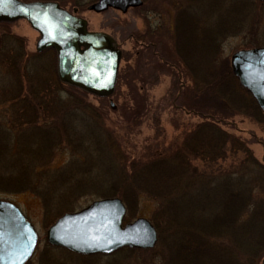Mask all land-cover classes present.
Masks as SVG:
<instances>
[{
    "label": "trees",
    "instance_id": "obj_1",
    "mask_svg": "<svg viewBox=\"0 0 264 264\" xmlns=\"http://www.w3.org/2000/svg\"><path fill=\"white\" fill-rule=\"evenodd\" d=\"M173 1L179 20L189 17L192 21L194 13L200 21L212 4L218 21L212 27L210 23H175V28L168 29V38L173 37L170 52L174 57L170 60L175 62L163 58V50L158 54L160 41L154 33L145 35L144 48L149 52L145 59L154 68L161 66L155 64L159 58L163 65L169 62L178 70L180 87L172 99L177 104L183 97L180 106L202 120L185 131L178 142L163 147L157 143L149 154L129 155L105 125L102 107H93L85 100L86 93L72 86L60 90L65 96L61 95L56 89L61 82L54 78L47 83L37 69L33 78L23 75L25 90L17 92L15 85L0 102L7 104L5 111L9 113L6 120H0V191H28L47 208L49 200L58 195V188L74 184L72 196L67 189L61 191L67 196L61 205L64 211L71 210V197L92 193H97V198L116 196L130 205L139 199L148 200L154 204L149 219L158 233L153 251L162 259L166 256L170 264H256L264 254V189L255 184L264 181V164L251 157L246 144L221 124L243 115L264 125V112L240 85L229 63H220L217 53L227 34L251 35L255 25L246 22L261 3L227 0L230 7L224 10L218 6L219 0ZM177 36L184 43L180 44ZM193 50L198 57L195 65ZM146 52H139V57L140 53L147 56ZM11 54L3 58L14 79L6 75V80L9 84L16 80L17 84L21 60L17 50ZM137 78L146 84L140 74ZM139 94L134 100L141 97ZM78 121L92 123L96 129L82 136L74 128ZM32 148H36L33 156L37 162L29 168L25 160ZM64 149L70 159L61 166L54 164L55 153ZM237 153L244 156L238 160V167L225 165ZM19 159L22 164L17 165ZM250 167L259 175H250ZM245 248L253 254L244 255Z\"/></svg>",
    "mask_w": 264,
    "mask_h": 264
},
{
    "label": "rangeland",
    "instance_id": "obj_2",
    "mask_svg": "<svg viewBox=\"0 0 264 264\" xmlns=\"http://www.w3.org/2000/svg\"><path fill=\"white\" fill-rule=\"evenodd\" d=\"M21 1H56L61 7L68 9L75 16L84 18L87 21V28L89 31L106 32L115 39L117 47L121 50V57L118 68V79L114 92L110 97L103 98L86 93L85 100L95 108L102 107V110L105 112V125L109 128L110 132L119 139L127 154L141 156L152 152V150H154L153 147L157 143L160 147H163V145H167L171 141L178 142L185 131L202 120L199 116L193 114L194 112H189L180 106L181 102L184 100L183 97L179 98L177 104H175L176 101L172 99L177 86L180 87L181 80L178 82L176 78L178 70L168 65L170 64L169 62L175 61L170 60L174 57L170 52V48H172L173 44V37L171 36V38H168L167 34L169 31L167 30L173 27L175 28V23H199L202 26L210 23L212 27L215 21H218L212 14V4L211 6L208 5L207 9L204 10L203 17L200 21L197 20V15L194 13L192 14L193 20L190 21L188 20L189 17L187 20L183 18L181 20L177 19L178 13H176L175 1L173 0H141V5L129 7L125 12L111 7L101 12L88 9L89 5L97 0ZM211 1L212 0H210V2ZM222 1L223 4H220ZM254 1L260 2L258 0ZM210 2L208 1V4H210ZM226 2L227 0H219L218 6H222L224 10H228L230 4H226ZM260 3L261 6L259 5L255 8L256 10L251 13L250 18L246 22L247 24L252 23L255 25V27H253L254 30L249 31L251 35L247 34L246 37L242 35L227 37V34L225 36V39L221 42L219 54L217 53V58L220 63L224 60L227 64L229 63L228 65L230 66V57L237 50L264 45V1ZM73 9H76V11L73 12ZM213 17L215 19L214 21ZM154 26L155 28H151ZM150 33H154V37L160 41L159 50L156 49V51L158 50V54H161L162 50L165 52L162 57L169 61L167 66L166 64L163 65L159 58H156L155 64L161 66H155L154 68L152 64L148 63L145 59L148 57L149 52L144 48L145 42L143 41V37ZM12 36L17 40L12 39ZM174 36L176 37V34ZM38 37V32L34 30L25 19L0 22V102L2 101V97L7 94L5 92L10 88L14 90L15 85L17 86V92L25 90L27 82L23 75H29V77L32 76L33 78L37 69L40 71L39 75L41 78L47 83H52L54 78H57L54 72L56 69L55 52L52 49L38 52L36 49ZM177 37L180 40V44L184 43L181 37ZM13 41L15 47L12 46ZM176 43L178 44L177 39L175 44ZM13 49H15V51L17 50V55L20 56L21 60V65L18 70L19 73L17 72V75L21 76H17V84H14L16 80H12L11 84L7 82L6 75L9 76L8 72L10 70L5 58H3L4 54L12 55ZM141 51H143V55L147 51V56H143L140 53L141 56L139 57V52ZM195 51L196 50H193L192 54L194 65L198 60ZM207 63L208 61H206V64ZM179 67H181V64H179ZM139 74L144 78L146 84L139 81V78H137ZM10 76L14 79L12 73H10ZM130 84L132 87L135 86L136 90H132ZM141 86H143V88H141ZM67 88V85L61 83L56 89L60 91L68 90ZM60 94L65 96L63 91H60ZM136 94L141 95L138 99L139 101L134 100ZM110 100L115 105L114 109L109 104ZM6 105V103H0V120H6L9 115V113L5 111ZM95 127L96 126L92 123L84 124L81 121L74 123L75 130L82 136L96 129ZM221 127L245 143L246 147L251 152V157L264 163V125L259 124L251 117L235 115L233 118L228 119L226 124H221ZM35 152L36 148H32L25 160L26 166L29 168L36 165V155L33 156ZM55 155L54 164L59 166L70 159V153L65 149L62 153L59 151L55 153ZM243 158V154L237 153L230 156L225 161V165L237 166L238 160ZM17 163V165L22 164L20 159L17 160ZM0 165L2 166L3 164L0 162ZM113 168L115 169V167ZM65 170H67V168ZM248 171L250 175H259L253 167L248 168ZM262 179L264 180L263 174ZM257 184H260V187L264 189V187H262L264 186V181L262 182V180H260L255 185ZM73 185L74 184H67L66 188H58V195L55 197L53 196V201L51 199L49 200L50 202L47 208L43 207L44 205L39 197L28 191H21L19 193L0 191V199L11 201L16 204L27 219L31 221L37 231L38 240L35 251L25 264H170L166 256L162 259V255L160 257L159 254L155 253L156 251H153L158 238L152 248L123 247L127 249L121 248L122 250L119 249L120 251L117 250L107 255L97 254L94 257L79 255L65 248L49 245L45 238L46 230L59 216L64 212L79 210L97 199L95 195L97 193H92V195L85 194L88 196L77 195V197H71L73 199L71 201L72 206L70 205L71 210L64 211V206L61 205L65 203L67 197L65 196V191L67 189L68 196H72L71 194L73 192L70 188L73 187ZM62 190L65 191L61 192ZM93 192H95V190H93ZM124 205L126 209L124 218L125 223L131 222L138 217L150 220V214L153 212L154 207L152 202L141 199H139L137 203L134 201L133 205L125 203ZM59 206L61 207L59 208ZM62 207L63 209H61ZM128 248L132 250L130 251ZM244 251V255L246 256L253 254L247 248H245ZM244 255L241 258L242 263L245 259ZM249 258L250 257H247L246 260ZM205 263L206 261L203 264ZM244 263L249 264L246 261H244ZM256 264L260 263L257 262Z\"/></svg>",
    "mask_w": 264,
    "mask_h": 264
},
{
    "label": "water",
    "instance_id": "obj_3",
    "mask_svg": "<svg viewBox=\"0 0 264 264\" xmlns=\"http://www.w3.org/2000/svg\"><path fill=\"white\" fill-rule=\"evenodd\" d=\"M141 4V0H97L88 9L101 12L111 7L125 12ZM18 19H25L38 32L37 51H55L59 81L93 96L113 94L121 57L113 37L89 31L84 18L56 1L0 0V21ZM230 66L264 111V46L237 50L230 57ZM110 106L115 108L111 100ZM125 213L119 197L96 199L59 216L46 230L45 238L51 245L83 255L110 254L122 247H154L158 234L151 221L138 217L123 223ZM36 242L37 233L19 208L0 199V264H24Z\"/></svg>",
    "mask_w": 264,
    "mask_h": 264
},
{
    "label": "flooded vegetation",
    "instance_id": "obj_4",
    "mask_svg": "<svg viewBox=\"0 0 264 264\" xmlns=\"http://www.w3.org/2000/svg\"><path fill=\"white\" fill-rule=\"evenodd\" d=\"M258 263L264 264V254L259 258Z\"/></svg>",
    "mask_w": 264,
    "mask_h": 264
}]
</instances>
